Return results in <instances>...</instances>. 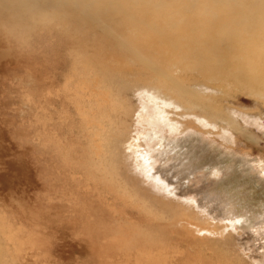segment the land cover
<instances>
[{"label":"rangeland","instance_id":"rangeland-1","mask_svg":"<svg viewBox=\"0 0 264 264\" xmlns=\"http://www.w3.org/2000/svg\"><path fill=\"white\" fill-rule=\"evenodd\" d=\"M10 25L0 16V216L18 261L264 264V62L244 60L256 51L212 73L157 59L164 77L99 28L36 21L21 40ZM236 67L251 78L223 71ZM95 99L108 111L84 124L76 103ZM95 147L106 171L89 178Z\"/></svg>","mask_w":264,"mask_h":264},{"label":"bare ground","instance_id":"bare-ground-1","mask_svg":"<svg viewBox=\"0 0 264 264\" xmlns=\"http://www.w3.org/2000/svg\"><path fill=\"white\" fill-rule=\"evenodd\" d=\"M0 16L11 23V31L20 33L21 40L22 32L34 27L36 21H64L81 31L99 28L108 38L106 42L116 43L124 53L164 77L170 72L162 64L171 68L183 64L212 73L228 60L237 59L242 51H256L244 59L247 65L253 58L264 62V0H0ZM156 43L164 53L172 52L169 58L149 51V46ZM223 71L238 80L251 78L239 67ZM134 72V76L140 77L142 69L135 68ZM127 73L124 76L131 77ZM85 96L90 95L76 92V97ZM93 105L85 110L76 103L84 124L94 117L95 111H108L99 99L93 100ZM84 131L90 135L89 129ZM99 151V147L90 151L91 165L85 166L89 178H96L98 171H106L101 163L93 166L95 159H101ZM102 174L107 186L122 198L128 196L121 183ZM16 251L10 225L0 216V264H26L18 261L27 258L25 251H20L19 258Z\"/></svg>","mask_w":264,"mask_h":264}]
</instances>
